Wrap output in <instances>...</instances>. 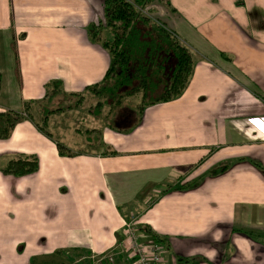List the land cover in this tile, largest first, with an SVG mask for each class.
I'll return each instance as SVG.
<instances>
[{
    "label": "crops",
    "instance_id": "obj_1",
    "mask_svg": "<svg viewBox=\"0 0 264 264\" xmlns=\"http://www.w3.org/2000/svg\"><path fill=\"white\" fill-rule=\"evenodd\" d=\"M105 1L0 0V113L24 116L0 140V264H94L132 216L164 241L163 264H264V0H167L175 12L153 2L149 17L193 53L182 95L139 121L117 109L101 124L104 107L53 115L44 134L31 116L47 86L65 95L48 106H72V94L85 104L106 75L93 36ZM23 156L38 159L35 173H1Z\"/></svg>",
    "mask_w": 264,
    "mask_h": 264
},
{
    "label": "trees",
    "instance_id": "obj_2",
    "mask_svg": "<svg viewBox=\"0 0 264 264\" xmlns=\"http://www.w3.org/2000/svg\"><path fill=\"white\" fill-rule=\"evenodd\" d=\"M155 1L175 12L167 0H106L104 2V20L99 23L93 36H98V42L110 55V65L102 82L86 88L88 94L103 99V103L95 106L96 112H100L103 105H107L112 115L124 105L127 98L141 94V102L136 106V119L139 121L146 107L173 101L179 98L188 86L194 68L192 50L173 32L141 13ZM102 29L110 33L111 40H103L100 37ZM146 30L148 34L155 32L157 36L148 38ZM93 36L90 35V38L93 39ZM15 74L20 79L18 63ZM151 94L153 97L149 98ZM59 95L65 96L58 83L54 82L47 86L42 101L44 103L41 108V126H38V130L44 134L49 117L78 109L85 101V95L72 94L69 98L75 100V105L49 109L47 101ZM22 120H24L22 114L11 111L0 113V140L9 139L15 126ZM86 134L96 139L95 144L91 142L89 145L99 147L100 133L92 130ZM57 149L60 155H68L64 146L57 144ZM224 168L216 169L210 174L216 175ZM37 170L38 159L35 156H23L11 160L1 169V173L20 177L33 174ZM167 190L162 191L161 195ZM143 231L152 235L154 242L158 244L164 242L153 235L150 229L144 228Z\"/></svg>",
    "mask_w": 264,
    "mask_h": 264
},
{
    "label": "built area",
    "instance_id": "obj_3",
    "mask_svg": "<svg viewBox=\"0 0 264 264\" xmlns=\"http://www.w3.org/2000/svg\"><path fill=\"white\" fill-rule=\"evenodd\" d=\"M140 223L131 219L122 226V238L118 239V249H110L100 256L93 257L94 264H117L120 258L131 261L132 264H163V247L151 242L143 244L142 239H149L150 235L142 232Z\"/></svg>",
    "mask_w": 264,
    "mask_h": 264
},
{
    "label": "rangeland",
    "instance_id": "obj_4",
    "mask_svg": "<svg viewBox=\"0 0 264 264\" xmlns=\"http://www.w3.org/2000/svg\"><path fill=\"white\" fill-rule=\"evenodd\" d=\"M158 2V1H157ZM162 4V3H161ZM151 7V6H150ZM150 7H147L146 9H143L142 10V14H144L145 16H147V17H149V16H152L151 14H152V9L150 8ZM150 18V17H149ZM143 29H145V28H143ZM146 29L149 31V28L148 27H146ZM146 30V32H147V37L149 38L150 36L152 37V38H154V37H156L157 35H156V33L154 34V33H149L148 34V31ZM100 32H102L101 34H100V37L103 39V40H111V35H110V33L107 31V30H105V29H102ZM154 36V37H153ZM171 70L169 69V71L168 72H170ZM152 90L150 89L149 90V92H151ZM148 92V91H147ZM148 92V93H149ZM150 94V93H149ZM151 97H149V98H152L153 97V94H151L150 95ZM141 98H142V96H141V94H136V95H134V96H132V97H129V98H127L125 101H124V105L123 106H121L118 110H117V115L116 116H120L121 114L122 115H124L125 116V118H127L128 116H130V114L132 115H136V106L137 105H139V103L141 102ZM100 98H96V97H94L93 99H88L87 100V102L85 103V104H83V106H81V107H79L78 109H73V110H71L70 112H72V111H77V113L79 114V115H81V116H84V112L86 113V111L88 110V109H90V110H92L93 112H95L96 111V105L98 104V103H96V101L97 100H99ZM101 101H102V103H103V99H100ZM74 103H75V101L72 99L71 100V104H72V106L74 105ZM70 105V104H69ZM68 105V103H66V102H62V103H57V104H52V105H50V106H48V108L49 109H56V108H58V107H67V106H69ZM103 107L105 108L104 109V114H102V116L99 118V122L102 124V118L106 115V112H108V110H109V107L107 106V105H103ZM102 107V108H103ZM36 108V107H35ZM65 114V113H64ZM59 115V114H58ZM63 115V114H62ZM108 116V120L107 121H110V118H111V115H110V113H109V115H107ZM28 117V116H27ZM32 118H34L35 120H36V122H38V126H41V120H42V113H41V115H40V118H39V116L38 115H36L35 113L34 114H32V116H31ZM60 122H61V120L60 119H58ZM96 122V121H92V122H90L89 124H87V126H85V127H90V128H95V127H99V126H101V124L99 123V122ZM80 121H78V123H79ZM47 126H48V124H47ZM47 126H45L46 128H49V127H47ZM65 126H66V132L68 131V130H70V128L69 127H72V129H74V127H77L76 129H79V131L81 132V133H79V134H81L82 136H84V134H83V130L82 129H84V128H82V127H84V126H80L79 124H77V125H73L72 126V123H67V124H65ZM69 126V127H68ZM61 128H63V126L61 125ZM65 132V133H66ZM65 133L63 134L64 135V137H66V139H70L72 136L71 135H65ZM73 138H76V137H74L73 136ZM86 140V139H85ZM80 142V141H79ZM79 142H75V145H77V147H76V149L78 150L79 148H80V146H83V143L81 142V143H79ZM149 191V190H148ZM93 258V257H92Z\"/></svg>",
    "mask_w": 264,
    "mask_h": 264
}]
</instances>
